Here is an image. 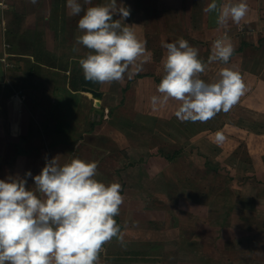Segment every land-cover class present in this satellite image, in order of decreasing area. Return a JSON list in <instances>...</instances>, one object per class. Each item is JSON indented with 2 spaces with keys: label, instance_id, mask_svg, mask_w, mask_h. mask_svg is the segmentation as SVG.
Returning a JSON list of instances; mask_svg holds the SVG:
<instances>
[{
  "label": "crops",
  "instance_id": "obj_1",
  "mask_svg": "<svg viewBox=\"0 0 264 264\" xmlns=\"http://www.w3.org/2000/svg\"><path fill=\"white\" fill-rule=\"evenodd\" d=\"M107 2L91 0L84 7ZM211 2L117 0L118 5L129 7L131 15L122 23L131 25L137 38L145 43L147 57L150 55L147 43L156 36L164 41L187 40L198 49V58L202 56L206 65L199 78L213 83L219 71L228 68L239 73L245 84L244 94L224 119L245 121L247 113L263 115L262 122L264 0H244L248 7L244 19L239 25L229 21L225 27L217 25L215 13L204 12ZM79 19L80 16L69 15L66 0H38L35 5L29 0H10L7 9L0 10V179L25 178L27 188L34 191L32 177L41 173L46 158H57L61 165L74 158L95 162V179L106 185L119 183L124 198L119 215L114 218L120 233L103 246L99 264H214L209 259L213 254L208 251L209 254L202 255L201 248H219L227 264H264L262 189L252 197L239 196L243 205L238 204V210L237 206L223 207L227 213H223L225 219L218 223L210 214L211 199L215 197L197 196L189 188L178 189L187 181L175 177L173 172L182 167L180 161L186 156L181 153L176 158L179 160L176 168L168 167L165 164L168 161L160 154V150L166 153L165 148L151 144L150 139L157 138L169 146L181 143L183 147L180 134L163 124L175 119V114L171 118L164 116L162 108L155 111L151 108L150 98L159 95L157 79L163 76L155 78L141 70L136 75L148 76L137 79L134 86L136 76L129 79L125 74L120 81L94 83L96 88L91 87L79 65L89 50L75 43L76 37L82 35L78 30ZM225 35L234 48L230 60L226 64H209L213 41ZM74 46L78 51H73ZM129 81L132 86L123 93ZM84 87L103 93L100 108L89 94L82 92ZM135 107L136 116L130 109ZM248 108L253 112H247ZM145 119L157 121L152 134L134 126ZM230 131L229 127L221 129L227 137L231 136L228 133L237 137L247 133L241 128ZM204 133L201 135L208 139L207 132ZM252 151L254 156L263 154L257 147ZM259 159L254 157L255 169L261 164ZM262 167L261 164L260 170ZM28 171L32 177H26ZM217 231H223L221 241L213 239ZM221 263L224 264H218Z\"/></svg>",
  "mask_w": 264,
  "mask_h": 264
},
{
  "label": "clouds",
  "instance_id": "obj_2",
  "mask_svg": "<svg viewBox=\"0 0 264 264\" xmlns=\"http://www.w3.org/2000/svg\"><path fill=\"white\" fill-rule=\"evenodd\" d=\"M33 5L38 0H29ZM91 0H66L69 15L80 16L75 43L89 50L79 60L84 78L94 83H113L129 79L142 70L147 61L145 43L131 25L129 7L108 0L90 6ZM84 13L81 16V13ZM205 13H215L218 26L231 21L237 25L248 12L244 0L221 3L212 0ZM119 18H114V17ZM166 54L161 63L164 75L156 87L159 95L150 98L152 110L165 107L170 100L181 122H207L221 111L227 113L245 92L239 73L222 68L219 79L206 83L199 78L205 63L198 49L183 38L162 41ZM73 51H78L74 46ZM234 48L227 35L213 41L208 63H227ZM225 137L215 134V142ZM97 164L72 159L61 165L48 160L40 174L32 177L35 190L27 188V179L9 176L0 179V264H99L103 246L118 237L120 228L114 219L123 203L121 185H106L95 179ZM123 243V237H119Z\"/></svg>",
  "mask_w": 264,
  "mask_h": 264
},
{
  "label": "rangeland",
  "instance_id": "obj_3",
  "mask_svg": "<svg viewBox=\"0 0 264 264\" xmlns=\"http://www.w3.org/2000/svg\"><path fill=\"white\" fill-rule=\"evenodd\" d=\"M156 38L157 36L154 40L148 41L147 44L150 48V55L148 56L147 63H144L142 66L143 72H150V74L155 78L162 77L164 75L161 61L166 54V50L161 47V42L164 40H157ZM164 42L172 43L173 41ZM200 58V60L203 59L202 56H200ZM135 76L136 75H134V78ZM218 78L219 77H217V79ZM136 83L137 78L134 79L133 86ZM93 85L96 88L94 82H91L90 86L93 87ZM247 96L248 93L244 98ZM172 101L173 100H170V103L162 108L164 111V116L171 118L174 116V113L179 106L178 104L174 105ZM74 107L75 106L72 103V111ZM130 109L136 116L138 112L136 107L134 110L132 108ZM247 112H253V110L248 108ZM141 113L143 114V111ZM224 116H226V113L221 111L214 118L204 123L181 122L176 118V116L175 119H172L173 123L172 121H163L165 126L170 125L169 129H174L180 134L179 141L183 142L182 148L181 143L175 144L174 146H169L168 144H163L157 138H150L151 144H158L162 146V148H165L166 154H172L176 149H179L181 150L182 155L186 156L187 159H182L180 161H183L181 163L183 168H176L177 164L175 163L179 161L177 159L175 161H169L166 159L168 163L165 164H168V167L172 165L173 168H176L175 172H173L174 170L170 168L173 173H176L175 177L179 176L183 180L187 181L184 186H179L178 189L189 188L192 190V192H195L197 196L215 197L211 199L213 200V204H211L212 212L210 213L211 219H213L215 223H218L219 221L221 222L222 219H225L223 213L226 212L225 209L227 205L230 208L232 206H237V210L239 206L243 205V202L240 203V201H238L239 196L252 197L255 196V192L257 190L261 189V192L264 193V120L261 122L263 115L262 117H258L255 115H248L246 113L245 121H238L235 118L231 119L230 122L225 120ZM156 123L157 121L153 122L152 119H145L137 121L134 126L138 129L148 130V132L152 134V132L155 130L154 128ZM158 124L161 125L160 123ZM223 127H229L231 130L230 132H236L237 128H241L247 133L246 135L244 134L240 137L232 136L233 133H228L231 136L227 137L225 132H223L225 139L222 143L218 144L215 142V134L217 132H221ZM203 132H207L206 136H208V139L204 135H201ZM195 134H198V136L195 137ZM194 144L196 145L193 147ZM253 147L260 148L263 152L262 155H255L256 157L260 158L259 160L263 166L261 170V164H258L257 169L254 168L255 156L254 152L252 151ZM193 149H196L198 152H194ZM204 158L207 160L205 163L203 162ZM191 165L193 167L190 170ZM223 197L227 200L223 201L221 199ZM232 197L234 200L230 199ZM223 207L225 209H223ZM260 207L264 208V200L260 202ZM231 218L232 217L230 216L228 220L231 221ZM248 218L251 220L253 219V217L250 216H248ZM222 234L223 231L214 232L213 239L216 241H221ZM208 251L211 252L210 254H213V257H210L209 259H213L214 264H218L219 262L227 264L225 263L226 258L224 257V253H222L219 248L209 250L201 248V250H199V252H202V255L209 254Z\"/></svg>",
  "mask_w": 264,
  "mask_h": 264
},
{
  "label": "trees",
  "instance_id": "obj_4",
  "mask_svg": "<svg viewBox=\"0 0 264 264\" xmlns=\"http://www.w3.org/2000/svg\"><path fill=\"white\" fill-rule=\"evenodd\" d=\"M147 76L148 75H146V74H138V75H136V78L140 79V78L147 77ZM160 80L161 79H157V82H160ZM131 86H132V82L129 81L127 84V87L125 89H123V93L126 92ZM160 151H161L160 154L163 155L169 161L175 160L181 153V150H177V149L172 154L171 153L166 154L163 150H160Z\"/></svg>",
  "mask_w": 264,
  "mask_h": 264
},
{
  "label": "water",
  "instance_id": "obj_5",
  "mask_svg": "<svg viewBox=\"0 0 264 264\" xmlns=\"http://www.w3.org/2000/svg\"><path fill=\"white\" fill-rule=\"evenodd\" d=\"M82 92L89 94L93 100H95V105L100 108L101 107V102L103 99V93L91 88H82Z\"/></svg>",
  "mask_w": 264,
  "mask_h": 264
},
{
  "label": "built area",
  "instance_id": "obj_6",
  "mask_svg": "<svg viewBox=\"0 0 264 264\" xmlns=\"http://www.w3.org/2000/svg\"><path fill=\"white\" fill-rule=\"evenodd\" d=\"M9 2H10V0H0V10L7 9ZM4 47L7 48L8 45H5ZM6 58H7V56L5 57V59ZM5 59L3 58V62L5 63L6 66H8V63L6 62Z\"/></svg>",
  "mask_w": 264,
  "mask_h": 264
}]
</instances>
